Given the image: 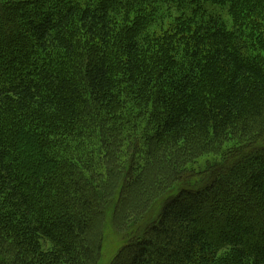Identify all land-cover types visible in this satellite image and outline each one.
I'll list each match as a JSON object with an SVG mask.
<instances>
[{
	"label": "trees",
	"instance_id": "1",
	"mask_svg": "<svg viewBox=\"0 0 264 264\" xmlns=\"http://www.w3.org/2000/svg\"><path fill=\"white\" fill-rule=\"evenodd\" d=\"M16 1L0 0V264H98L113 203L108 264H264V0H162L207 19L161 35L160 0ZM205 148L220 157L190 178Z\"/></svg>",
	"mask_w": 264,
	"mask_h": 264
},
{
	"label": "rangeland",
	"instance_id": "2",
	"mask_svg": "<svg viewBox=\"0 0 264 264\" xmlns=\"http://www.w3.org/2000/svg\"><path fill=\"white\" fill-rule=\"evenodd\" d=\"M2 1H7V2H12L15 3L17 2L16 0H2ZM18 4H12L11 6H17ZM154 9L157 11V18H156V23L155 25V34L156 35H161L164 32H168L173 30L174 25H181L182 23L186 21H195L194 19L200 20L201 18L207 19L206 16L202 15H196V17L193 16L192 13V7H179L176 4L169 3V1H158L156 4L153 6ZM11 12L14 13L15 11L10 8ZM27 10L24 6L21 7V12ZM204 10L207 12V15H218L220 16L221 21L225 24L226 28L232 29V20L228 16L227 9L225 7H216V6H204ZM5 13L3 12V16L7 17V20L10 22L14 23L15 20V15L12 14L10 11L7 10V8L4 10ZM13 15V16H12ZM11 25V23H9ZM17 24H18V19H17ZM19 25V24H18ZM261 50L264 52L263 47H261ZM42 67L45 68V66H48L49 64H45ZM87 119V116H85V120ZM146 119L142 120L140 125L145 124ZM138 125V126H140ZM229 131V130H227ZM227 134L231 133L226 132ZM235 134L234 137L232 135L226 136L225 140L223 139L221 141V147L226 149L230 145H232L235 142ZM203 152L202 154L199 155L196 161L193 163H190L188 165L190 173L192 175L190 178L194 177L197 174H200L203 172L206 164L208 162L218 160L220 157V153L218 150H211L208 148L202 149ZM33 172L32 169H29L28 172ZM112 205V204H111ZM110 205V206H111ZM115 203H113V206L108 209L106 207L105 210V217L103 218V222L101 224L102 226V254H101V260L99 261L98 264H108L110 259L114 256V254L117 252L119 245L122 243V233L116 231L114 229V221L112 217V211L114 210ZM154 206V205H153ZM150 215V214H149Z\"/></svg>",
	"mask_w": 264,
	"mask_h": 264
}]
</instances>
